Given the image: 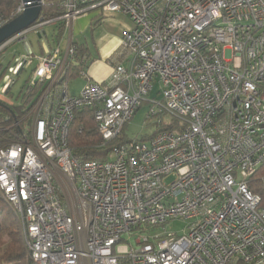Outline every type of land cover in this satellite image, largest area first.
Returning <instances> with one entry per match:
<instances>
[{"label": "built area", "instance_id": "1", "mask_svg": "<svg viewBox=\"0 0 264 264\" xmlns=\"http://www.w3.org/2000/svg\"><path fill=\"white\" fill-rule=\"evenodd\" d=\"M61 5L60 16L41 18L0 46L1 54L23 42L13 70L34 65L26 87L40 86L22 119L0 124L16 138L0 147V196L18 216L28 264H264V206L249 183L264 164V0ZM95 9L125 14L132 27L109 79L88 78L84 66L87 81L71 94L79 46L64 36L50 41L45 26L58 22L66 31ZM22 11L21 4L16 15ZM9 21L0 9V27ZM14 84H2V100H19ZM157 85L148 117L159 129L127 138L126 125ZM85 108L94 110L101 146L116 142L105 157L69 146ZM176 219L188 221L183 235L159 233Z\"/></svg>", "mask_w": 264, "mask_h": 264}, {"label": "trees", "instance_id": "2", "mask_svg": "<svg viewBox=\"0 0 264 264\" xmlns=\"http://www.w3.org/2000/svg\"><path fill=\"white\" fill-rule=\"evenodd\" d=\"M61 2L62 0H44L40 17L44 21H48L60 16L63 13ZM21 4L22 0H0V9L5 17L11 21L17 16L16 12ZM64 32V26L60 24L56 35L58 40L63 38ZM7 49L3 50L0 56ZM81 52L83 53L82 50ZM84 66L85 64H83L80 57L79 62L71 69L68 80L70 81L72 78L77 77L79 71ZM39 91L40 86L38 84L29 87L25 86L19 96V100L21 101L13 105L0 99V124L6 126L14 123L16 120L22 119L25 114L24 108H26L31 99L38 95ZM8 94L12 96L11 92ZM22 123L24 126V122ZM15 139L13 135L6 131H0V147L8 145ZM68 143L71 149L78 155L97 158L107 156L111 147L116 142H112L105 147L101 146V135L94 120V110L92 108H85L76 115L71 125ZM249 183L250 190L261 197L262 205L264 206V164L250 178ZM28 263V251L21 234L18 216L11 205L0 196V264Z\"/></svg>", "mask_w": 264, "mask_h": 264}, {"label": "crops", "instance_id": "3", "mask_svg": "<svg viewBox=\"0 0 264 264\" xmlns=\"http://www.w3.org/2000/svg\"><path fill=\"white\" fill-rule=\"evenodd\" d=\"M131 27L132 21L125 14L103 16L95 9L75 18L64 32V37L78 44L79 50L81 48L83 51L80 57L88 78L102 83L111 76L124 32ZM78 78L82 83L78 85L77 92L72 94H79L87 81V78L78 75L69 81V90L71 82Z\"/></svg>", "mask_w": 264, "mask_h": 264}, {"label": "rangeland", "instance_id": "4", "mask_svg": "<svg viewBox=\"0 0 264 264\" xmlns=\"http://www.w3.org/2000/svg\"><path fill=\"white\" fill-rule=\"evenodd\" d=\"M58 22H53L45 26V30L48 34L50 41L53 40V37H56L58 32ZM28 42L32 45L33 51L36 55H41V41L38 36L34 32H30L27 35ZM26 51L24 48L23 42L16 41L12 43L8 49L5 51V61L4 66L0 71V99H7L8 96L3 93L1 90L2 84L8 79L13 78L15 80V84L12 88V93L14 94V98H20V93L26 86L29 80H31V70L34 65L27 66L19 75L15 73L13 70V60L16 59L18 54H22ZM82 81L80 78L75 79L71 82L70 93H76L78 85H81ZM157 87L155 90L151 92L148 100L142 101L141 108L136 112L131 121L126 125L125 128V136L127 138L141 137V136H149L156 132L159 129V124L157 123V118H149L150 111V99L153 97L160 98V94L157 93ZM3 101H13L15 103L20 102L21 100H3ZM165 120L167 118L165 117ZM8 203V202H7ZM12 207V206H11ZM13 209V207H12ZM15 212V211H14ZM188 221L185 219H176L168 222L164 227H160V234H175V235H183L187 231ZM124 239L134 246H138L135 241V238H128L127 235L124 236Z\"/></svg>", "mask_w": 264, "mask_h": 264}, {"label": "water", "instance_id": "5", "mask_svg": "<svg viewBox=\"0 0 264 264\" xmlns=\"http://www.w3.org/2000/svg\"><path fill=\"white\" fill-rule=\"evenodd\" d=\"M22 5L23 11L14 19L0 27V46L14 35L24 31L32 26L37 20L41 19L40 15L44 0H22ZM1 65L2 60L0 61V66ZM23 65L24 64H22V67ZM22 67L20 68L21 70Z\"/></svg>", "mask_w": 264, "mask_h": 264}]
</instances>
